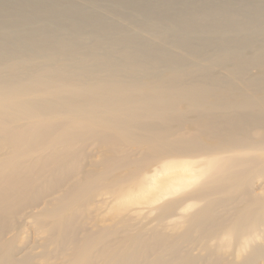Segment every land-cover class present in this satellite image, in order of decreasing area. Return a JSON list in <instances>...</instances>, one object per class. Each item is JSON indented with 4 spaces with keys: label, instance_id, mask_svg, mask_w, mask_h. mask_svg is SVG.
Wrapping results in <instances>:
<instances>
[{
    "label": "bare ground",
    "instance_id": "6f19581e",
    "mask_svg": "<svg viewBox=\"0 0 264 264\" xmlns=\"http://www.w3.org/2000/svg\"><path fill=\"white\" fill-rule=\"evenodd\" d=\"M0 264H264V0H0Z\"/></svg>",
    "mask_w": 264,
    "mask_h": 264
}]
</instances>
